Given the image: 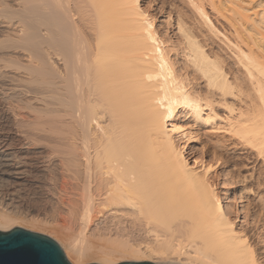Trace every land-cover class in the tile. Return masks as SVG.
Instances as JSON below:
<instances>
[{
  "label": "bare ground",
  "instance_id": "obj_1",
  "mask_svg": "<svg viewBox=\"0 0 264 264\" xmlns=\"http://www.w3.org/2000/svg\"><path fill=\"white\" fill-rule=\"evenodd\" d=\"M181 1L175 41L141 0H0V188L22 207L30 194L58 201L80 222L64 243L73 264H197L189 247L264 264L238 201L234 218L211 181L221 158L186 157L201 129L264 165V0ZM16 225L50 233L0 213L1 231ZM149 227L178 253L142 246Z\"/></svg>",
  "mask_w": 264,
  "mask_h": 264
},
{
  "label": "rangeland",
  "instance_id": "obj_2",
  "mask_svg": "<svg viewBox=\"0 0 264 264\" xmlns=\"http://www.w3.org/2000/svg\"><path fill=\"white\" fill-rule=\"evenodd\" d=\"M141 2L143 8L148 10L150 16H154L156 18L155 25L158 31L160 32V34H162L166 38L167 37L170 38L171 36L172 40L176 41L177 37L176 36L174 37V35L178 34V29L176 30L177 19L175 15L176 14L175 9L176 6H178L179 8L183 6L182 1L181 0H141ZM172 5H175V7ZM207 10L210 16L212 15L213 17L212 16L211 17L214 18V20L216 21L217 19L214 16V13L211 11L210 7H207ZM169 12L172 14L171 15L172 20H169L168 17ZM170 22H172V24ZM220 22L222 23L223 21ZM215 40H216V44H214V48L220 51L225 56V58L229 59L230 58L228 56L229 52H227L228 50H226L224 43L221 40L219 41V39H215ZM222 46L224 47V50H221V48L223 49ZM170 57H172L174 61L181 60L179 59L181 57H177L174 51L171 52ZM182 62L178 65L181 66L183 64ZM228 62H231V60L229 59ZM204 82H205L204 80H201L195 83H201L203 84L204 87L205 85ZM238 101L239 99L237 98L234 99L233 102L234 104L238 105V103L240 102ZM221 109L224 108L221 107L220 110ZM218 113L221 116L224 115L223 111H219ZM198 133H199L198 141L194 145L190 146L188 152L186 153V157L188 158L191 164H193L196 160H199L200 157H205V159L210 160L214 156V159L216 158L215 161H217V158L219 157L221 158L219 163L221 165L219 169H216L215 173L211 178V181L218 190L219 194L220 195L222 194L221 196L224 199L226 206L231 207V211L233 213L232 217L234 218L236 216L234 212L235 209L234 203L238 201L240 210H242L241 212L243 213L242 216L246 217V220L248 219V223L250 224L246 226V228L249 230V236L251 237V241L253 240L252 242L255 243L254 245L256 246L258 252L260 253L261 258H263L264 260V252H263L264 243L261 239V235L264 233V165L263 163L261 162V160H257V158L254 155L247 152V150L245 149H241V148L239 149L237 147H233V148L228 147V145H226L227 143L226 144L220 143L222 147L220 144H219L220 147L216 146L215 144H217V141L220 140L216 137L212 138L207 136L205 130L200 129ZM209 151L212 152L210 155L208 154ZM221 169L224 171V173L227 174V176L225 178L221 177V181H220L219 179L221 175L220 174ZM226 188H229L232 193L231 196H229V198L228 197L225 198L224 196V190ZM240 195L242 199H240L241 198ZM27 197L28 198L26 200L25 206L22 207L20 206V203L12 200V197L5 189L0 188V213L9 215L11 217L29 216L30 218L37 219L43 224L47 225L50 229V233H40L32 230L30 231L46 235L52 238L53 240H55L63 249L69 262L73 264L69 258V252L65 250L64 243L69 242L70 239L71 242L72 239L74 241L75 240L74 238L81 237L82 227L80 222L75 217L72 218L71 215H68L58 201L55 200L50 201L49 199H46L44 196L40 194H35V195L30 194ZM238 225L240 228L244 227L243 224L241 223H238ZM17 227L23 228L20 225H16L14 228ZM149 228H150L149 230L147 228L145 230L139 231L138 232L139 234H137L136 239L140 244L143 242L142 246H147L149 245L147 242L151 243V241L152 242L154 241L153 243H151L150 247L148 246L147 247L152 248V246L154 245L157 248V244L159 246V244L163 243V242L159 243V241L156 242L158 236L161 235L162 240H165L163 237L164 233H162L161 231L155 232L154 228L152 227ZM151 228L154 230H152ZM158 232L160 233L158 234ZM161 238L159 239L161 240ZM165 238L166 239L169 238V240H171L169 241L170 243L167 242L166 244V242H164L160 246L165 248L168 245L167 248L165 249L171 250L170 252H174L177 250L176 253H178L179 248L181 247L179 246H178L179 248L171 247L172 245L176 244L175 238L173 239V237L171 236ZM93 241L95 243H93ZM144 242H146L147 244L146 243L144 244ZM89 243H91L94 248H97L98 245H100V242L96 241L95 239L90 240ZM189 248L186 247V251L189 249L187 252L190 254L189 255L190 258H192L194 260L193 262L197 264H238L231 259H228L226 257L224 258V256L221 257H219L218 255L213 256L212 253H211L212 256L210 255V253H205L207 256L210 255L208 258H206L207 256L205 254L201 256L199 254L196 255L197 251L194 249L192 250L191 247ZM173 256L174 258L175 257L178 258L177 254ZM120 257L121 256L119 255L116 256L114 255L113 258L111 259L112 261H114L115 264H119L121 262H124L122 257L121 258ZM99 258L100 257H98V259ZM101 259H103V257ZM93 262L91 261L83 264H90ZM107 263H109V261ZM110 263L114 264L113 262H111V260Z\"/></svg>",
  "mask_w": 264,
  "mask_h": 264
},
{
  "label": "water",
  "instance_id": "obj_3",
  "mask_svg": "<svg viewBox=\"0 0 264 264\" xmlns=\"http://www.w3.org/2000/svg\"><path fill=\"white\" fill-rule=\"evenodd\" d=\"M0 264H71L52 238L24 228L0 230ZM98 264V263H90ZM119 264H155L150 261H124Z\"/></svg>",
  "mask_w": 264,
  "mask_h": 264
}]
</instances>
